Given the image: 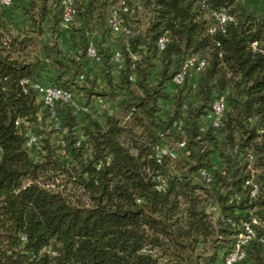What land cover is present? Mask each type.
I'll return each mask as SVG.
<instances>
[{"label": "trees", "instance_id": "16d2710c", "mask_svg": "<svg viewBox=\"0 0 264 264\" xmlns=\"http://www.w3.org/2000/svg\"><path fill=\"white\" fill-rule=\"evenodd\" d=\"M114 1L78 5L68 25L75 57L43 38L46 19L52 35L61 23L57 0L0 8V264H218L248 209L264 236V56L251 47H264V0H142L141 11L124 15L127 36L107 26ZM13 7L27 26L7 25ZM220 8L234 21L211 33V12ZM90 42L98 60L87 54ZM191 56L204 67L173 84ZM90 62L100 65L102 87ZM34 82L89 105L75 113L55 104L65 156ZM221 94L226 110L214 127L206 117ZM43 127L39 146L27 147V132ZM156 146L175 157L158 162ZM202 169L213 170L212 182ZM250 178L260 184L255 198ZM238 264H264L262 244L253 240Z\"/></svg>", "mask_w": 264, "mask_h": 264}, {"label": "built area", "instance_id": "2783aa9c", "mask_svg": "<svg viewBox=\"0 0 264 264\" xmlns=\"http://www.w3.org/2000/svg\"><path fill=\"white\" fill-rule=\"evenodd\" d=\"M15 0H0V8L10 7ZM85 0H57L59 9L61 11V24L68 26L75 21L77 14V7L80 3ZM143 9L142 0H118V6L111 7L106 18L107 26L110 32L114 36H127L130 33V28L126 22L124 15L132 16L134 13L141 11ZM215 23L210 28V32L213 33L216 30L224 31V27L228 22L234 21V17L225 9H215L211 12ZM166 41V36L163 35L158 39V47L162 49ZM251 47L260 52L264 56V47L259 46L256 41L252 42ZM87 54L91 59L98 60L96 54V48L93 42H90L87 47ZM135 57V55H132ZM119 53L116 52L113 56L114 61H119ZM205 65V59L197 56L187 57L182 64L181 70L174 74L172 77V83L175 85H181L184 81L185 75L189 71L197 72L202 69ZM23 83H27V80H22ZM31 86L36 90L38 98L42 102V107L48 110L47 122L50 123L49 129H54L57 134L55 139V144L58 147L57 152L60 155H66V142L64 140V134L66 129L62 125V121L59 119L55 104H65L73 109L75 113L80 110L89 111V105L81 103L75 97L72 91L64 89L56 85H45L40 82H34ZM226 110V100L224 95H218L212 102L211 109L207 115V121L211 123L214 127H219L221 124L222 117ZM19 121H16V125ZM174 126L177 130L181 128V121L174 122ZM26 138L27 147H38L40 144V135L28 131ZM180 146L184 145V142L179 143ZM155 158L158 162L161 161L163 155H169L174 158L175 154L172 149L166 146H156L155 147ZM248 160L252 159L250 152L246 154ZM201 174L203 179L210 183L214 179V173L212 169H202ZM158 188H162L164 180L157 177ZM246 185L249 186V193L251 198H255L260 191V184L256 182L253 178L246 181ZM212 208H216L212 206ZM247 218L241 222L242 230L237 235L236 240L233 244L231 250L224 256L222 264H238L246 257V250L249 244L253 240H257L262 244L264 248V236L259 235L258 227L262 225L261 220L253 213L252 209H248ZM24 240V236H21Z\"/></svg>", "mask_w": 264, "mask_h": 264}, {"label": "crops", "instance_id": "0c3cea01", "mask_svg": "<svg viewBox=\"0 0 264 264\" xmlns=\"http://www.w3.org/2000/svg\"><path fill=\"white\" fill-rule=\"evenodd\" d=\"M19 10V8L18 7H13V10L16 12V10ZM29 24V22L26 20V23H24V26H27ZM7 25L8 26H11V24H8L7 23ZM21 26H23V25H21ZM42 26L44 27V32H43V36H44V33H47V32H45L46 30L47 31H50L51 29H50V26H51V21H49V20H45L44 22H43V24H42ZM46 29V30H45ZM49 33V32H48ZM50 35H49V38L48 39H45L44 37V40L45 41H49L52 37H54L56 40H57V42H58V44H59V46L62 48V50L66 53V54H68V55H70V56H72V57H75L76 56V53L79 51L78 50V47L77 46H75L73 43H72V41H71V36H72V34L73 35H75L74 33H73V31L71 30V28L70 27H68V26H65V25H63V24H61V23H59V25L58 26H56V32H54V35H52V32L51 33H49ZM95 35H94V33H93V35H91V38H95L94 37ZM77 39V38H76ZM88 67H90L91 68V72H90V75H92L93 74V72H95L96 74H97V87L99 88V87H102L103 85H104V79H103V77H102V75L100 74V65H99V63H97V62H90L89 63V65H88ZM114 74H115V72H114ZM98 78H101L102 79V81H101V84L99 85V82H98ZM190 79H191V81H193L194 79H195V76L194 75H190ZM91 104H92V106H93V109H96L97 111H100V109H102V107H103V105L101 104V100L100 99H92V101H91ZM168 103H163L162 105L164 106V108H163V110L165 111L166 110V108H167V105Z\"/></svg>", "mask_w": 264, "mask_h": 264}, {"label": "rangeland", "instance_id": "374dc122", "mask_svg": "<svg viewBox=\"0 0 264 264\" xmlns=\"http://www.w3.org/2000/svg\"><path fill=\"white\" fill-rule=\"evenodd\" d=\"M113 6H115V7H117L118 6V0H116V1H114L113 2V4L110 6V8L111 7H113ZM16 10V9H15ZM12 14V17H5L4 19H5V21L8 23V24H11V26L12 27H15V26H18V27H24V23H26V20L28 21V22H30V20H29V18L28 17H26L25 15H24V13L19 9V10H16V12L13 10V8H12V12H11ZM21 25H23V26H21ZM14 29V28H13ZM46 30V29H45ZM45 32H47V33H44V38L45 39H48L49 38V33H51V30L50 31H45ZM49 32V33H48ZM101 81H102V79L101 78H98V82H99V85L101 84ZM43 131H45V128L43 127V128H37V130H36V132L37 133H39V135H41V137H43V134H42V132ZM222 260H223V256L222 255H220V258H219V261H218V264H222Z\"/></svg>", "mask_w": 264, "mask_h": 264}]
</instances>
